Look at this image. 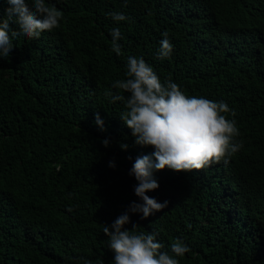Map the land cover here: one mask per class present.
Returning a JSON list of instances; mask_svg holds the SVG:
<instances>
[{
    "label": "trees",
    "instance_id": "16d2710c",
    "mask_svg": "<svg viewBox=\"0 0 264 264\" xmlns=\"http://www.w3.org/2000/svg\"><path fill=\"white\" fill-rule=\"evenodd\" d=\"M0 264H264V0H0Z\"/></svg>",
    "mask_w": 264,
    "mask_h": 264
}]
</instances>
